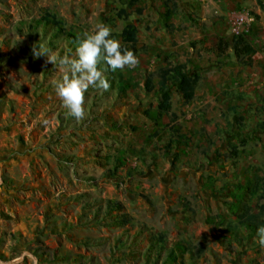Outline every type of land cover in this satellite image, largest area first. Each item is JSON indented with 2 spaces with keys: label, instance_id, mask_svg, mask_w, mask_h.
<instances>
[{
  "label": "rangeland",
  "instance_id": "obj_1",
  "mask_svg": "<svg viewBox=\"0 0 264 264\" xmlns=\"http://www.w3.org/2000/svg\"><path fill=\"white\" fill-rule=\"evenodd\" d=\"M97 23L139 63L101 60L110 88L89 87L78 121L32 47L74 57ZM173 63L198 74L193 98L170 87L157 115L145 77ZM260 226L264 0H0V264H264Z\"/></svg>",
  "mask_w": 264,
  "mask_h": 264
},
{
  "label": "clouds",
  "instance_id": "obj_2",
  "mask_svg": "<svg viewBox=\"0 0 264 264\" xmlns=\"http://www.w3.org/2000/svg\"><path fill=\"white\" fill-rule=\"evenodd\" d=\"M111 29L103 23H97L84 38L78 42L74 57H57L48 49L36 44L32 47L34 57H47V62L58 66L60 78L53 81L54 89L69 115L78 121L85 116L84 100L89 87L107 91L110 83L98 69L101 60L113 70L135 67L139 61L133 51L121 50L119 41L110 38ZM257 240L264 247V226L257 229Z\"/></svg>",
  "mask_w": 264,
  "mask_h": 264
},
{
  "label": "trees",
  "instance_id": "obj_3",
  "mask_svg": "<svg viewBox=\"0 0 264 264\" xmlns=\"http://www.w3.org/2000/svg\"><path fill=\"white\" fill-rule=\"evenodd\" d=\"M119 35L125 43H133L135 41V33L130 24L124 25ZM67 36L72 41L76 40L72 35ZM226 48L227 44L221 38H218L214 50L221 54ZM230 49L237 59L242 57L249 59L250 54L253 52L251 45L246 41L243 34L232 36ZM103 63L106 64L104 61ZM152 76L157 77L155 83L152 82ZM197 79L198 74L189 70L183 63L166 64L147 74L144 87L146 91L154 90L157 95L156 114L160 115L168 112L170 108L168 93L170 87H174L177 90L183 102H189L193 98L194 85ZM173 141L178 143L177 140Z\"/></svg>",
  "mask_w": 264,
  "mask_h": 264
},
{
  "label": "built area",
  "instance_id": "obj_4",
  "mask_svg": "<svg viewBox=\"0 0 264 264\" xmlns=\"http://www.w3.org/2000/svg\"><path fill=\"white\" fill-rule=\"evenodd\" d=\"M228 20L229 32L232 36H236L245 31L249 19L243 12H234L231 13Z\"/></svg>",
  "mask_w": 264,
  "mask_h": 264
}]
</instances>
